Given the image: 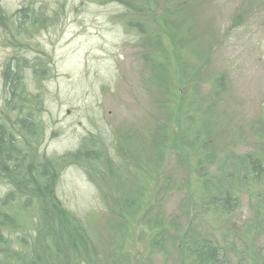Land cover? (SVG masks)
<instances>
[{
  "label": "rangeland",
  "instance_id": "obj_1",
  "mask_svg": "<svg viewBox=\"0 0 264 264\" xmlns=\"http://www.w3.org/2000/svg\"><path fill=\"white\" fill-rule=\"evenodd\" d=\"M157 1L130 17L117 1L0 0V118L3 64L17 54L44 67L38 84L22 73L39 93L42 151L93 136L109 155L107 170L90 162L99 178L70 164L55 187L91 226L94 264H199L203 248L219 264H264V0ZM226 195L233 207L206 210ZM59 232L32 242L47 247L43 264H68L84 243Z\"/></svg>",
  "mask_w": 264,
  "mask_h": 264
},
{
  "label": "trees",
  "instance_id": "obj_2",
  "mask_svg": "<svg viewBox=\"0 0 264 264\" xmlns=\"http://www.w3.org/2000/svg\"><path fill=\"white\" fill-rule=\"evenodd\" d=\"M95 1H117L125 7L130 17L135 15L139 17V14L140 16L142 14L137 10L141 0ZM18 12L21 13L19 15L21 20L31 18L30 12L26 14V9ZM19 25L14 23L12 29H17ZM28 65L24 58L14 54L4 62L2 68L5 94L3 106L8 113L4 116L5 119L0 118V184L8 186L9 191L0 198V264H43L42 259L46 255L47 247L39 253V249L36 245L33 246V243L45 242L49 231L57 234L58 230L59 236L77 235L84 241L80 246L69 249L66 255L68 264H94L96 251L94 253L93 243L90 241L91 226L88 221L83 222L61 207L55 194V187L57 176L66 165H79L85 162L88 167L93 168L94 176L99 178L105 174L106 164L111 160L109 155L104 157V154L90 149L93 136L89 137L90 142L82 141L74 153L48 156L42 151L41 125L33 116V107L37 108L39 93H30L22 76L23 70L32 68ZM35 65L32 70L33 73L37 71V76L32 77V80L38 84L41 78L38 72L42 73L44 67L40 64ZM0 114L4 113L0 111ZM9 116L11 119H8ZM94 160L104 163L105 170H102L100 165L92 167L90 162ZM254 170L260 171L259 166ZM233 202L234 199L226 195L223 198H210L203 203L206 210L223 213L227 208L233 207ZM13 243L14 248L11 247ZM17 244L20 249H16ZM202 250L201 252L192 250L200 255L199 264H219L214 249ZM45 264L48 263L45 261Z\"/></svg>",
  "mask_w": 264,
  "mask_h": 264
}]
</instances>
